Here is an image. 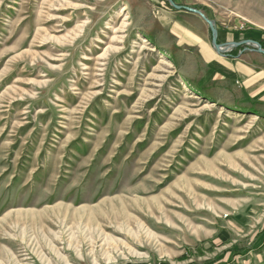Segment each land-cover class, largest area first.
Instances as JSON below:
<instances>
[{"label": "rangeland", "instance_id": "rangeland-1", "mask_svg": "<svg viewBox=\"0 0 264 264\" xmlns=\"http://www.w3.org/2000/svg\"><path fill=\"white\" fill-rule=\"evenodd\" d=\"M172 1L264 45V0ZM186 28L211 42L167 0H0V264H264V116L193 87Z\"/></svg>", "mask_w": 264, "mask_h": 264}, {"label": "crops", "instance_id": "crops-1", "mask_svg": "<svg viewBox=\"0 0 264 264\" xmlns=\"http://www.w3.org/2000/svg\"><path fill=\"white\" fill-rule=\"evenodd\" d=\"M181 43L195 48L192 69L202 71L191 77L193 87L213 102L264 116V54L245 44L236 55H221L193 28L185 29Z\"/></svg>", "mask_w": 264, "mask_h": 264}, {"label": "water", "instance_id": "water-1", "mask_svg": "<svg viewBox=\"0 0 264 264\" xmlns=\"http://www.w3.org/2000/svg\"><path fill=\"white\" fill-rule=\"evenodd\" d=\"M168 3L171 5V7H173L174 9H177V10H185V11H188V12H192L194 14H197L198 16H200L204 22L208 25L209 29H210V32H211V44H212V47L214 48V50L221 54V55H224L225 51L230 49V47L232 46H237V45H240V44H246L247 46H250L251 49L257 51V52H260L262 54H264V48H262L261 44L256 41V40H253V39H246V40H243V41H237V42H230V43H218L216 41V34H217V29L214 25V21L207 18L205 16V14L199 10V9H196V8H193V7H188V6H185V5H177L175 4L172 0H167Z\"/></svg>", "mask_w": 264, "mask_h": 264}, {"label": "bare ground", "instance_id": "bare-ground-1", "mask_svg": "<svg viewBox=\"0 0 264 264\" xmlns=\"http://www.w3.org/2000/svg\"><path fill=\"white\" fill-rule=\"evenodd\" d=\"M70 210V207L69 206H63V205H58V206H56V207H54V208H52L51 210H48V209H44V210H41V211H37V210H29V211H27V214H31L30 215V217L32 216V220L33 221H35V222H43L44 221V216L43 215H45V214H47V213H49V212H52V213H61V212H66V211H69ZM80 211H76V214L74 215V216H76L78 213H79ZM90 216H89V219H88V223H90L89 224V226L90 225H92V227L94 228V229H96L97 230V226H96V224H95V220H93L94 218L92 217L93 216V214H94V212H93V209H91L90 210ZM17 215H18V217H19V213H17ZM17 217V216H16ZM17 217V218H18ZM76 217H78L79 218V216H76ZM15 218V217H14ZM40 224V223H39ZM38 224V225H39ZM88 225V224H87ZM40 227H42L41 225H39ZM119 227V226H118ZM91 230V229H90ZM112 240H113V242H116L117 243V240L116 239H114V238H112ZM51 250H53L54 252H56L57 251V249L56 248H54V247H51Z\"/></svg>", "mask_w": 264, "mask_h": 264}, {"label": "trees", "instance_id": "trees-1", "mask_svg": "<svg viewBox=\"0 0 264 264\" xmlns=\"http://www.w3.org/2000/svg\"><path fill=\"white\" fill-rule=\"evenodd\" d=\"M260 43H261L262 47H264V45H263V43L261 41H260Z\"/></svg>", "mask_w": 264, "mask_h": 264}]
</instances>
